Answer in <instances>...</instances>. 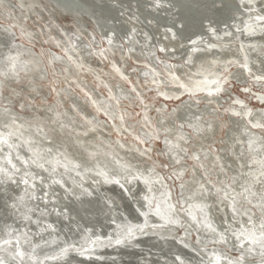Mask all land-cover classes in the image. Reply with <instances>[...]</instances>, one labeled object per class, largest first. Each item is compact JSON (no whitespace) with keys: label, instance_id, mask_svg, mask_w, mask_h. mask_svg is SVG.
<instances>
[{"label":"bare ground","instance_id":"obj_1","mask_svg":"<svg viewBox=\"0 0 264 264\" xmlns=\"http://www.w3.org/2000/svg\"><path fill=\"white\" fill-rule=\"evenodd\" d=\"M19 1L38 4L40 0ZM136 1L130 13L125 8L119 10L115 5L111 8L114 13L111 12L110 16L116 24L104 19H95V22L111 49L122 50L127 46L129 54L135 52L147 58L149 67L140 70V77H146V81L152 76L170 80L169 84L174 86L161 95L165 100L181 98L186 92L196 94L204 91L203 97H194L197 102L190 99L173 109L174 119L168 120L162 113L157 124L161 131L150 133L141 129L144 140L149 141L152 147L156 142L164 144V155L171 168L177 169L170 173L177 180L182 181L189 165L188 159H191L195 160L197 165L194 167L202 181L193 176L191 181L185 179L180 182V203L175 189L152 163L144 165L139 159L128 160L117 152L104 149L81 155L62 146L53 135L61 132L73 137L71 129L76 126L73 123L69 128L68 117H64L65 112L58 111L56 106L44 110L45 115L56 122L51 125V130L45 124L48 119L20 118L16 109L3 105L0 106V230L4 229L6 233L2 235L0 232V240L17 239L23 246L31 245V248L24 247L27 251H34V247L37 249L40 245H51L50 250L58 251L68 246H79L69 244L81 236L91 243L104 245L87 254L86 258L123 253L127 264H135L131 261L135 256H142L145 262L152 261L150 257L156 251L165 252V256L176 254L184 264H191L185 256L197 257L193 253H197L199 261L204 264H264V134L261 131L264 129V108H253L240 100L233 102L230 96L222 98L215 94L224 86V80H218L210 69L207 71L208 67L214 66L221 78L226 75V66L229 69L237 64L239 70L236 69L226 80L232 78L245 86L255 84L264 87V0H235L238 8L229 15L230 18L223 16L214 20L196 13L201 17L198 27L187 22L185 11L183 16L176 5L169 6V0H155L145 5L147 9ZM0 4L8 6L14 2L0 0ZM67 7L66 10L82 19L81 29L86 30L84 32L92 43H99L95 33L86 27L89 20L74 5ZM160 8L167 16L153 17L152 13H158ZM176 11L180 13L177 15ZM138 13L145 20L150 19L145 23L138 18ZM178 17L184 18V24ZM255 19H258V24H255ZM17 35L13 26L0 25V73L10 82L19 80L20 71L43 73L46 68L44 55L32 45L18 41ZM73 42L75 48H82L88 55L91 53L92 44L85 39L74 37ZM72 49L69 48L70 54ZM49 54L54 62L70 65L65 55L53 50ZM161 54L167 59L175 57L177 65L161 58ZM185 67L191 71L181 78L177 73L184 74ZM251 68L261 75L259 80L253 79ZM162 70H166V76L161 74ZM208 76L214 78L209 79ZM116 86L119 99L136 97L131 89L125 88V91L120 82ZM30 87L36 88L31 84ZM101 97L106 104L117 102L104 95ZM202 100L210 104L201 107L199 101ZM227 101L238 106L229 107L225 112L230 126L227 125L225 143L219 152L218 146L214 150L210 147L217 141L213 136L215 132L221 131L218 117L222 115L218 105L223 106ZM87 102L92 103L90 99ZM96 103L100 105L99 100ZM99 110L106 112L110 120L117 112L114 106L99 107ZM206 114L218 119L206 118ZM53 115H56L55 120ZM92 117L87 123L89 132H95V127L110 126V122L101 121L98 113ZM58 122H67V127H60ZM94 122L98 124L95 127ZM133 132L128 130L129 134L134 135ZM192 132L203 141L207 135L209 139L204 142L208 146H200V151L192 149V153L186 149L187 141H196ZM96 138L102 139V136ZM214 139L215 143L211 144ZM116 144L123 149L132 148L119 141ZM137 151L143 153V149ZM217 156H223L229 164L228 168L221 166L219 173L214 172L217 169L214 164L220 161ZM226 170L232 174L230 182L225 175ZM166 175L170 178L169 173ZM129 206L136 208L135 211ZM73 218L79 221L75 222ZM181 230H184L183 234H180ZM125 235L126 243L116 247L117 241ZM193 235L197 236L196 240ZM35 240L37 242L31 244ZM217 240L226 244L214 246ZM5 247L0 250V264H16L15 258L3 251ZM214 247L216 249L212 250ZM10 251L15 253L17 248L11 246ZM70 259L66 261L70 262ZM21 264H25L24 261ZM26 264L41 263L31 260ZM85 264L94 263L88 261ZM98 264L107 263L99 261Z\"/></svg>","mask_w":264,"mask_h":264},{"label":"rangeland","instance_id":"obj_2","mask_svg":"<svg viewBox=\"0 0 264 264\" xmlns=\"http://www.w3.org/2000/svg\"><path fill=\"white\" fill-rule=\"evenodd\" d=\"M11 1L15 2V6H2L0 4V25L13 26L18 34L16 37L18 41H21L24 44L26 43L32 45L38 53L44 55V66L46 68L43 73H40L37 70L29 72L20 71L18 73L19 80L17 81L10 82L3 79L4 84L1 86L0 106H12L20 113L19 115L22 114L25 117L28 116L41 120L48 119L45 121V124L48 125L51 130H53L51 125L56 122H53L52 117L46 116L44 110L51 106H56L58 111L63 113L65 112L64 117H68V127L71 128L74 124L76 126L75 129H71L75 137H69L61 132H56V134L53 135V137L62 146L67 147L71 150V152H78L81 155L88 154L95 150L104 149L109 152H117L128 160L139 159L142 163H144V165L147 162L152 163L164 174L166 181L170 184L171 188L175 189L176 198L181 203L182 198L178 187L180 182H183V180L185 181V179L191 181L193 176H197L199 178V174L194 167L196 164L195 160L188 159L189 165L186 168L187 171L185 172L184 177H182V181L177 180V177L173 173H170L172 170L175 171L177 169L174 167H172L174 169L171 168L166 156L164 155V144L162 142H156L154 147H152V144L149 141L144 140L145 137L141 134V129H145L150 133H154L156 130L161 131L157 126L160 116L166 114L167 116H165L168 120L174 119L176 115L175 112H173V109L184 102V99H186L187 96H183L179 99L170 98L169 100L162 98L161 95L166 92L167 88L174 86L169 84L170 80L166 78H164V80L162 78L156 79L152 76L149 78V81H146V77H140L142 74L140 70L149 67V61L147 58L139 55V53L136 54L135 52L129 54L130 48L127 46L125 47L126 49H122L125 52L118 48L111 49L106 43L104 36L94 30L93 24H89V29L95 33L99 42L97 44L92 43V39L88 37L86 32L82 31L78 27L73 18L58 13L47 3L39 1L38 4H27L25 1ZM255 20L256 24L258 19ZM244 28L245 27H243V29ZM75 34L80 35L82 39H85L88 43H90V45L92 44L91 53L89 55L82 48H75L73 45ZM69 48H73V51L71 52L72 55L69 53ZM50 50L56 51L61 53V55L63 54V56L65 55L68 57L70 65H67V63L54 62L50 57ZM160 57L177 65L176 58L167 59V57H164V54H161ZM197 65H195V67ZM151 67L153 68L152 65ZM214 68L216 70V67L214 66L208 67L207 71L209 72L210 69L211 74L215 73L214 75L217 79L219 78L218 80H224V88L222 87V89L215 94L221 95L222 98L230 96L233 102L240 100L244 102L246 106L249 105L253 108H264V105H260L257 101H255V96L252 93V91L264 93V87H260L255 84L245 86L244 84H240L235 81V79L232 80V78L230 80H226L231 73L238 69L237 64L231 65L229 69L226 66L224 69L226 75L221 78V75L218 74L219 72H216ZM187 69L188 67H185L184 74L183 72H178V76L181 78L186 77L188 72L191 71ZM165 71L166 70H162L161 74L163 76H166ZM250 72L253 73L254 80H259L261 75H259L257 71L251 68ZM181 73L183 75H181ZM112 75H114L113 78ZM208 78L213 79L214 76H208ZM118 82L122 84L125 91H127L126 89H131L136 97L124 98L122 100L119 99L120 93L117 91L118 88H116ZM111 83L115 87H112V85H110ZM174 83L178 84L176 80H174ZM30 84L34 85L36 88H31ZM242 90H247V92H243ZM175 93V95H177V92ZM99 94L101 96L104 95L107 98L109 97L108 99H111V101L117 100V102H112L113 104H106ZM182 94L184 95V93ZM203 95L205 94L197 92L195 97H203ZM88 99H90L92 103L89 104V102H87ZM97 100H99L100 105H97ZM199 102L201 107L209 103L205 100ZM77 104H79V106H76ZM162 104H164V106H162ZM211 105L217 107L216 104L211 103ZM113 106L114 110L117 112L114 113L115 117H113L112 120L109 119L106 112L99 110V107ZM235 106L238 105L233 104L232 106L230 101H227V103L223 106L218 105L220 108V114L222 115L218 117L221 120V122H219L221 124V131L219 129V131H216L213 135L214 138L217 139V144L214 139L211 144L215 143V145L210 147L211 150H214L213 148H217L218 146L219 152L221 151V146L225 143L224 138L226 137L227 127L230 126V124L226 122L229 118L225 112L226 110H229V107L235 108ZM95 113L99 114L101 121L110 122V126L105 125L104 128H101L100 126L96 128L95 124L96 126L98 124L97 122H94L93 126L97 132L95 131L93 132L95 134H93L87 130V123L93 119L92 116ZM222 113L225 115L223 116ZM55 117L56 115L53 117L54 120ZM205 117L218 119L217 117L207 114ZM222 121L227 124H224ZM80 122H85L86 125H80ZM58 123L59 124L57 125L60 127H67L66 123ZM39 129L43 131L41 126ZM128 130L134 131V135L129 134ZM71 131L67 132L69 133ZM76 131L78 133H76ZM261 131L264 134V129H261ZM192 135L196 138L197 142L189 140L185 143L187 147L186 149H189L191 153L194 151L192 149L200 151V146H208V143L204 142L209 139L207 135L204 141L202 140V137H198L193 132ZM96 136H102V139L97 140ZM118 141L122 145L129 144L132 148L123 149L116 144ZM193 143H195V145ZM136 147L140 150L143 149V153H146L147 155H144L141 152L139 153ZM217 157L220 158V156ZM221 159L224 162H222ZM214 165L216 166L215 168H217L214 170L216 173H219L218 169H220L221 166H226V168L229 167V164H226L223 156L220 158V161H217ZM208 168L211 167L208 166ZM166 173H169L170 178H168ZM225 175L228 178L227 180L230 182L232 174L226 170ZM210 178L215 177L211 176ZM200 180L201 179L199 178V181ZM189 203L193 205L190 201ZM129 208L134 211L136 209L131 206H129ZM183 233L184 230H181L180 234ZM193 238L196 240L197 236L193 235ZM235 255L240 256L239 253H236Z\"/></svg>","mask_w":264,"mask_h":264},{"label":"water","instance_id":"obj_3","mask_svg":"<svg viewBox=\"0 0 264 264\" xmlns=\"http://www.w3.org/2000/svg\"><path fill=\"white\" fill-rule=\"evenodd\" d=\"M43 1L45 3H47L48 5H50L53 10H56L58 13L62 14V15H67L70 16L71 18L74 19L75 23L78 25V27L81 29V25H80V21L82 20L81 18H78L71 10H66L65 8H68L67 6L69 5H74L77 9L80 10V13H82L84 15V17H86L89 21H86V27L89 29V24H93V26H96V30L99 34H103L102 31L99 32L97 23L95 22V19H104L107 20L108 22L111 23H117L115 22V20H113V18L110 16L112 10L111 8H115L113 7L114 5L117 6V8H119V10L125 8L129 11L133 10V6L135 3V0H131V2H129V4L127 3V0H40ZM127 1V2H126ZM144 1V2H143ZM155 0H137L136 2H138V4L140 3V5L144 6L145 9H147L148 7L145 6L146 4H150V3H154ZM12 2V1H11ZM14 2V1H13ZM12 2V3H13ZM114 2V3H113ZM170 4H168L169 6L174 4L176 5V8H178V11H181L182 14L185 11V17L187 19H189V21L187 22H193L195 24L198 25L201 23L200 22V18L198 17L196 13H200L202 15H208V17L217 20L221 17H225V16H229L230 14H232L233 12H235V10L238 8L235 6V0H169ZM143 3V4H142ZM92 5V7H90ZM9 6H15V2L13 5H9ZM147 7V8H146ZM161 10V8H160ZM177 12V15L180 13ZM114 13V12H113ZM154 16L153 17H164L167 16L165 11H159L158 13H152ZM112 15V14H111ZM150 16V15H148ZM147 16V17H148ZM184 16V14H183ZM240 18L242 17L241 15L239 16ZM138 18L141 19L142 21H146L150 19V17H148V19H144L142 15H140L138 13ZM144 20H143V19ZM179 20L181 19L183 21L184 24V18L178 17ZM185 18V21H186ZM230 18V16H229ZM138 19V20H139ZM203 20V19H202ZM214 20L211 21V23L214 22ZM139 24L142 25V22H140V20L138 21ZM82 30V29H81ZM123 30V29H122ZM83 31V30H82ZM86 31V30H84ZM74 37H78V39H81L82 37L80 35L75 34ZM83 41V40H82ZM84 42V41H83ZM123 52H125L124 50H122ZM246 51V50H245ZM246 53L250 54L249 51L247 50ZM169 59H175V57H168ZM2 76V77H1ZM5 76H3L0 73V97H1V86L4 84V80ZM7 80V79H5ZM243 92H247V90H242ZM204 93V91H203ZM252 93L255 96V101H257L260 105H264V93H258V92H254L252 91ZM183 96H187L186 99H184L185 101H188L190 99L196 101L198 99L194 98L195 94L192 92H186ZM182 96V97H183ZM179 99V98H177ZM197 102V101H196ZM166 104V103H165ZM167 106V104H166ZM2 115V114H0ZM20 118L23 117L24 119L26 118L25 116L22 115H18ZM120 181V180H118ZM98 182V181H97ZM99 183V182H98ZM73 190L75 191L76 189L73 188ZM110 202H112L110 200ZM116 209H119L118 205H116L115 203H113ZM32 213H35V211H32ZM79 215V214H78ZM30 218V217H29ZM31 219V218H30ZM73 221L77 222L79 221V219H74ZM18 223L20 221H17ZM34 224V223H33ZM36 224L32 225L33 227H35ZM1 234L4 235L6 232L4 231V229H2V231L0 230ZM133 232V231H132ZM127 235L122 236L119 241L120 243H117L115 246L116 247H122L125 243L126 240L124 238H126ZM39 237V236H37ZM35 241H32L31 244H35ZM92 241L86 239L84 240V238L80 236V238H78L75 241H72L69 245L74 246V245H79L76 247H64L60 250H55L52 251L49 249V247L51 245H40L39 248H35L34 247V251L30 250L27 251L25 250V248L28 246L29 248H31V245H25L23 246L22 242H18V240L16 239H1L0 240V250H2L1 248L5 249L3 251L8 252L9 255H11V257L15 258L16 264H21L22 261H24V263H28L31 260L36 261L37 263L40 262L41 264H85V262L91 261L94 264H98L99 261L100 262H104L107 264H127L126 262L128 260H126L123 256V253H118L115 255H108V254H102L99 257H91V258H86L87 254H90L91 252L97 251L96 249H98L100 246H104V245H97L96 242L91 243ZM82 243V244H80ZM225 245L226 243H224L223 241H215L214 242V246L215 244L217 245ZM29 244V243H26ZM197 244V243H196ZM14 247L17 248V251L15 253L10 251V247ZM25 247V248H24ZM104 248H108V249H113L114 247H104ZM137 248L139 249V247L137 246ZM216 247L212 248V250H215ZM229 249V248H228ZM50 250V251H49ZM141 250V249H139ZM231 250V249H229ZM37 251V252H36ZM196 254V258L193 257H186V261H189L191 264H204L202 262L199 261L198 259V254L197 253H193ZM164 255V256H163ZM241 256V255H240ZM142 256H135V258H133L131 261H133V263L135 264H184L182 262H180L179 258H177L176 254H168L167 256H165V252L161 253V252H154L152 253V258L150 261H142L141 259ZM69 258H71L70 262L66 261ZM149 258V257H148ZM91 259V260H90ZM99 260V261H98Z\"/></svg>","mask_w":264,"mask_h":264},{"label":"snow or ice","instance_id":"obj_4","mask_svg":"<svg viewBox=\"0 0 264 264\" xmlns=\"http://www.w3.org/2000/svg\"><path fill=\"white\" fill-rule=\"evenodd\" d=\"M117 243H120V241H117Z\"/></svg>","mask_w":264,"mask_h":264}]
</instances>
